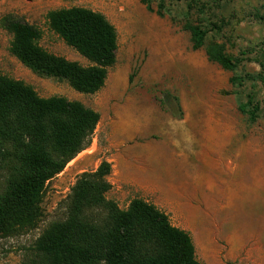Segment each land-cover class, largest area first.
Returning a JSON list of instances; mask_svg holds the SVG:
<instances>
[{"label": "rangeland", "instance_id": "374dc122", "mask_svg": "<svg viewBox=\"0 0 264 264\" xmlns=\"http://www.w3.org/2000/svg\"><path fill=\"white\" fill-rule=\"evenodd\" d=\"M213 24L209 38L234 57L253 58L239 73L264 71V0H198ZM190 0H166L167 11H149L140 0H0V20L13 15L42 31L48 52L89 63L50 28V11L87 8L102 13L118 34L117 64L95 95L37 75L10 52L13 36L0 25V72L32 86L44 98L78 101L101 115L91 146L51 180L42 217L16 235L0 237V264H25L54 222L65 219L80 175L112 166L109 199L122 209L140 198L187 231L203 264H264V111L250 124L239 110L264 86L230 84L234 73L192 49L184 29L196 19ZM256 57V59H254Z\"/></svg>", "mask_w": 264, "mask_h": 264}, {"label": "trees", "instance_id": "16d2710c", "mask_svg": "<svg viewBox=\"0 0 264 264\" xmlns=\"http://www.w3.org/2000/svg\"><path fill=\"white\" fill-rule=\"evenodd\" d=\"M140 1L151 12L158 1L159 16L167 11L166 0ZM188 5L197 14L184 26L192 49H204L210 62L234 73L233 87L264 86V71L239 73L253 58L245 52L234 57L224 44L209 38L208 25L213 24L207 23L205 5L198 0ZM47 20L88 66L48 52L40 45L43 34L38 27L6 15L0 25L13 36L11 54L39 76L65 81L80 94L99 93L117 64L115 26L102 13L82 7L50 11ZM239 110L253 124L264 105L251 92ZM100 121L101 115L81 102L41 97L32 86L0 72V237L37 224L47 184L91 146ZM111 173V164L104 161L96 171L78 177L65 219L42 233L33 259L25 264H203L196 258L191 235L174 226L157 206L135 198L122 209L109 199Z\"/></svg>", "mask_w": 264, "mask_h": 264}]
</instances>
